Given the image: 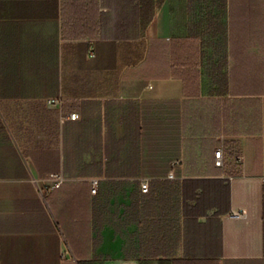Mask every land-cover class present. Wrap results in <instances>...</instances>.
Segmentation results:
<instances>
[{
	"label": "crops",
	"instance_id": "1",
	"mask_svg": "<svg viewBox=\"0 0 264 264\" xmlns=\"http://www.w3.org/2000/svg\"><path fill=\"white\" fill-rule=\"evenodd\" d=\"M0 264H264V0H0Z\"/></svg>",
	"mask_w": 264,
	"mask_h": 264
},
{
	"label": "built area",
	"instance_id": "2",
	"mask_svg": "<svg viewBox=\"0 0 264 264\" xmlns=\"http://www.w3.org/2000/svg\"><path fill=\"white\" fill-rule=\"evenodd\" d=\"M76 118H77V115L76 114H72L69 117V119H71V120H75ZM222 159H223V152H222V148L219 147L218 149H216L214 151V165L216 167H221L222 166V163H223ZM239 161H242V158H239ZM48 178L51 181V186L49 188L51 190L60 187V185L64 182L63 176L61 174H58V173L50 174L48 176ZM141 190H142V192H147V190H148L147 184H143L141 186ZM91 192L92 193H95L96 192V189L93 188L91 190ZM230 216L236 218V217H239L240 216V213H237L236 212V213L231 214Z\"/></svg>",
	"mask_w": 264,
	"mask_h": 264
}]
</instances>
